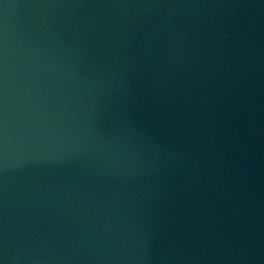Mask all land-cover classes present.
<instances>
[{"label":"water","instance_id":"obj_1","mask_svg":"<svg viewBox=\"0 0 264 264\" xmlns=\"http://www.w3.org/2000/svg\"><path fill=\"white\" fill-rule=\"evenodd\" d=\"M0 264H264V0H0Z\"/></svg>","mask_w":264,"mask_h":264}]
</instances>
